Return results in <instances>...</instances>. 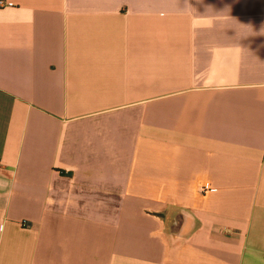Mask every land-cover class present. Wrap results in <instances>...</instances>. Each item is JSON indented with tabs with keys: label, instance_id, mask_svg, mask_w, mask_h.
Returning <instances> with one entry per match:
<instances>
[{
	"label": "crops",
	"instance_id": "1",
	"mask_svg": "<svg viewBox=\"0 0 264 264\" xmlns=\"http://www.w3.org/2000/svg\"><path fill=\"white\" fill-rule=\"evenodd\" d=\"M0 264H264V0H1Z\"/></svg>",
	"mask_w": 264,
	"mask_h": 264
},
{
	"label": "built area",
	"instance_id": "2",
	"mask_svg": "<svg viewBox=\"0 0 264 264\" xmlns=\"http://www.w3.org/2000/svg\"><path fill=\"white\" fill-rule=\"evenodd\" d=\"M0 4L2 5L3 4V1L0 0Z\"/></svg>",
	"mask_w": 264,
	"mask_h": 264
}]
</instances>
